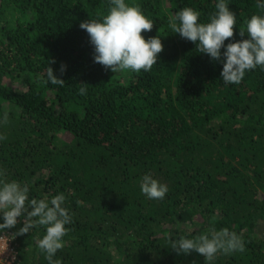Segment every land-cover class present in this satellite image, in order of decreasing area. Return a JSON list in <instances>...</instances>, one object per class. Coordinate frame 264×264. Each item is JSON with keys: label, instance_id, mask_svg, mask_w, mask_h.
<instances>
[{"label": "trees", "instance_id": "1", "mask_svg": "<svg viewBox=\"0 0 264 264\" xmlns=\"http://www.w3.org/2000/svg\"><path fill=\"white\" fill-rule=\"evenodd\" d=\"M125 2L153 21L144 38L162 40L150 71L115 74L94 62L80 24L101 20L110 0H0V180L27 185L29 200L65 196L62 264H206L171 242L213 228L236 232L245 251L211 264H264V68L226 86L223 64L169 27L184 7L209 23L219 0ZM225 2L236 25L222 53L264 15L258 0ZM49 66L63 86L43 82ZM146 174L167 185L163 200L142 194ZM45 234L15 235L17 264H48L37 247Z\"/></svg>", "mask_w": 264, "mask_h": 264}, {"label": "clouds", "instance_id": "2", "mask_svg": "<svg viewBox=\"0 0 264 264\" xmlns=\"http://www.w3.org/2000/svg\"><path fill=\"white\" fill-rule=\"evenodd\" d=\"M257 8L264 9V0H258ZM217 11L209 19V23H199V12L184 7L169 19V27L175 34L197 45L199 52L207 54L213 61L223 64L221 73L224 84H240L246 71L258 66L264 68V15H252L245 22V29L240 30V36L248 39L229 43L226 50L225 41L233 38L236 25V13L231 11L225 0L216 4ZM154 23L148 19L140 7L130 5L125 0H110L108 13L101 20L90 19L80 24L86 30L90 42L94 46V62L113 73L150 71L157 64L158 56L163 51L160 36L145 39L142 33L151 32ZM50 63H55L51 61ZM66 66L60 68L61 74ZM45 84L51 82L63 86L65 81L54 74L52 67L46 70ZM79 94H86V83L80 84ZM4 122H7L5 114ZM5 137L0 136V140ZM3 173H0L2 176ZM142 194L152 200H163L168 187L154 179L150 174L140 180ZM65 196L61 193L47 199H30L29 187L21 186L16 181L0 180V231L17 227L23 217V227L14 235L28 234L37 226L46 228V234L37 240V247L46 254L48 264H62L54 257L58 250L64 248L63 237L70 229L66 228L72 222L68 209L63 207ZM215 221V217L212 218ZM172 250L177 254H191L193 251L205 258L206 264L216 257L217 253L231 254L244 252L242 237L234 231L223 228L219 231L210 229L207 234H201L194 239L181 236L171 242Z\"/></svg>", "mask_w": 264, "mask_h": 264}, {"label": "built area", "instance_id": "3", "mask_svg": "<svg viewBox=\"0 0 264 264\" xmlns=\"http://www.w3.org/2000/svg\"><path fill=\"white\" fill-rule=\"evenodd\" d=\"M14 242L15 235L11 232L0 233V251H4L7 254L5 260L9 264H17V251Z\"/></svg>", "mask_w": 264, "mask_h": 264}, {"label": "rangeland", "instance_id": "4", "mask_svg": "<svg viewBox=\"0 0 264 264\" xmlns=\"http://www.w3.org/2000/svg\"><path fill=\"white\" fill-rule=\"evenodd\" d=\"M0 254V264H9L7 260H5L7 254L4 251H0Z\"/></svg>", "mask_w": 264, "mask_h": 264}]
</instances>
